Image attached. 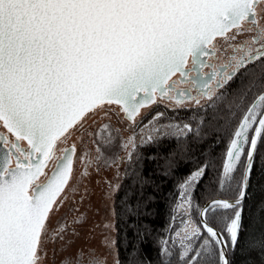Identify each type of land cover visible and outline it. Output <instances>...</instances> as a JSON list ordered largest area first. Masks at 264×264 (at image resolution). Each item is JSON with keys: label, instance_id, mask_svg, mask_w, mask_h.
<instances>
[{"label": "snow or ice", "instance_id": "snow-or-ice-1", "mask_svg": "<svg viewBox=\"0 0 264 264\" xmlns=\"http://www.w3.org/2000/svg\"><path fill=\"white\" fill-rule=\"evenodd\" d=\"M206 129L195 167L165 159L154 227L124 165L163 143L190 158ZM258 164L264 0H0V264H264Z\"/></svg>", "mask_w": 264, "mask_h": 264}, {"label": "trees", "instance_id": "trees-1", "mask_svg": "<svg viewBox=\"0 0 264 264\" xmlns=\"http://www.w3.org/2000/svg\"><path fill=\"white\" fill-rule=\"evenodd\" d=\"M205 131L207 132L205 136L206 142L202 145H196L194 143L190 158L175 156V146L171 143H163L145 148L140 153L139 162L135 161L130 175L124 182V188L128 190L131 187L132 190L137 193L136 199H140L141 197L144 199L155 198L160 208L159 215L155 217L154 227L166 221V196L169 194L171 186L168 182L169 178H165V173L162 171L165 159L178 160L179 168L183 171H188L190 168L195 167L197 158L200 156V147L204 148V154L210 153L211 150L216 147V145L210 143L212 140V131L210 129H206ZM141 178L144 180L142 193L140 192V184H138ZM261 209H264V172L259 171L258 164V170L252 181L246 209V216L251 221L250 231L264 227V223L261 221ZM124 219L127 220V217ZM145 227H147V225H145ZM131 232L132 230L130 228H125L124 223L121 222L118 235L125 244H127L128 240H135ZM125 233H127V240L124 239ZM122 255L126 257L127 253L122 252ZM148 255L155 260L156 253L154 248L148 250Z\"/></svg>", "mask_w": 264, "mask_h": 264}, {"label": "rangeland", "instance_id": "rangeland-1", "mask_svg": "<svg viewBox=\"0 0 264 264\" xmlns=\"http://www.w3.org/2000/svg\"><path fill=\"white\" fill-rule=\"evenodd\" d=\"M147 147H149V146H147ZM147 147H145V148H147ZM145 148L139 149V152L141 153ZM121 155H123L122 152H121ZM134 163H135V161L131 165H128V164L124 165L125 169L127 170V177L130 175V172L134 166ZM105 176H107V178L110 180H115V170L113 169L112 171H109L106 173H101L100 176H94L93 177V183L90 185V189L92 192L91 204L85 205L86 209L89 211V214L98 212L100 210L99 207H97V206H99L101 204L102 193H103V190L105 187L103 184V180H104ZM126 178L123 180V183L125 182Z\"/></svg>", "mask_w": 264, "mask_h": 264}]
</instances>
